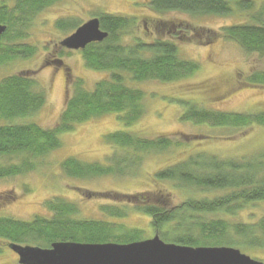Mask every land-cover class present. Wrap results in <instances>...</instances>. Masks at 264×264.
<instances>
[{
  "label": "trees",
  "instance_id": "16d2710c",
  "mask_svg": "<svg viewBox=\"0 0 264 264\" xmlns=\"http://www.w3.org/2000/svg\"><path fill=\"white\" fill-rule=\"evenodd\" d=\"M56 1L0 0V24L6 26L0 34V67L15 58H28L35 53L34 46L22 41L28 25L27 19ZM232 4L242 12L254 9L252 0H148L147 3L148 8L154 12L180 11L192 15L222 16L235 10ZM95 17L99 18L100 27L108 33L107 37L74 51L80 52L88 69L105 71L107 76L87 89L84 81L81 78L72 79L68 67L56 58L58 63L64 65L61 69L70 82L67 86L71 91L52 127H41L33 121H21L33 116L47 101V93L40 87L34 73L25 71L0 78V157H21L18 162L0 163V178L33 170L39 158L60 147V134L72 131L76 125L93 117L113 112L126 127L136 122L144 112V92L130 86L128 80L171 83L183 80L197 71V62L179 55L178 35L174 33V26L179 27L178 24H174L171 29L167 27L165 34L170 38L161 37L162 27L158 28L157 24L163 25L164 22L160 21L154 26L158 36L153 40L144 41L135 37L131 43H125L123 35L136 26L134 17L109 12H100ZM251 21L226 25L220 31L193 26L189 29L191 33L195 31L196 35L208 32L205 40L194 37L196 41L209 43L222 37L235 42L246 53L254 52L264 56L263 11H253ZM72 22L73 19H58L55 26L60 30L77 28L79 23ZM179 28L180 31L184 29L182 26ZM189 29L184 32L188 33ZM52 60L46 63L56 68ZM248 82L264 85V70L251 74ZM169 101L182 108L179 117L182 122L206 124L231 132L252 124L264 127V111L224 112L183 97L172 96ZM104 138L109 146L116 149L108 156L107 162H85L71 156L62 161V171L82 179L123 177L136 171L145 154L189 146L191 141L188 140L191 138L200 142L208 137L203 134H180L177 137L162 134L146 138L132 131L116 130L107 133ZM153 179L172 181L183 188L204 193H223L211 198L207 195L202 198L190 195L181 204L174 206H168L166 194L152 192L143 196L139 193H116L117 200L125 198L121 201L124 204H102L100 212L107 217L118 218L123 217L129 207H133L151 216L152 227L165 242L187 246H234L242 251L264 249V216L251 222H230L220 217L205 218L210 214L235 216L248 204L264 201V152L248 159H225L199 151L159 169ZM45 206L51 213L49 218L35 216L24 221L0 216V253L8 243L49 247L55 241L129 243L142 239L138 229L120 225L117 227L105 220L77 219L78 205L60 197L45 201ZM172 222L174 228L167 226Z\"/></svg>",
  "mask_w": 264,
  "mask_h": 264
},
{
  "label": "rangeland",
  "instance_id": "374dc122",
  "mask_svg": "<svg viewBox=\"0 0 264 264\" xmlns=\"http://www.w3.org/2000/svg\"><path fill=\"white\" fill-rule=\"evenodd\" d=\"M254 9L242 12L235 8L229 15H192L180 11L154 12L148 8V0H57L54 4L43 8L27 19L28 25L23 42L34 46L35 53L28 58H15L0 67V78L29 71L34 73L40 87L47 93L45 105L29 118L21 121H33L41 127H52L66 99L70 94V82L64 78V70L54 68L50 62L59 58L68 67L72 79L81 78L87 89L107 76L105 71L88 69L79 51L64 49L59 42L75 30H60L55 26L58 19H73L79 25L97 16L100 12L129 15L135 18L136 26L128 29L123 35L125 43L133 38L153 40L158 36L154 26L160 21L161 37L167 27L173 28L178 35L179 55L198 63V69L183 80L165 83L158 80H146L128 84L144 92V112L132 125L126 127L115 113H105L76 125L72 131L59 135L61 145L36 161V167L24 174L0 178V216L18 220H31L35 216L49 218L51 213L45 201L60 197L67 202L78 205L77 219L105 220L114 226L134 228L141 231L142 238L153 236L151 216L129 207L123 217H107L99 210L102 204L121 206L125 198L117 200L116 193L142 194L155 192L166 194L168 206L181 204L192 195L196 198L213 197L223 191L204 193L196 189L183 188L168 180H154L153 175L159 169L170 166L190 154L202 151L221 158L248 159L264 152V127L252 124L235 132L224 131L209 125L180 121L182 108L170 102V98L183 97L206 105L209 108L237 113H258L264 111V85L251 84V74L264 70V56L257 53H246L235 42L219 37L213 41L199 42L206 34L191 33L190 27L217 30L226 25L249 23L253 11L262 10L264 0H252ZM187 24H191L188 26ZM78 25V26H79ZM172 26V27H171ZM189 29L188 33L184 30ZM159 34V35H160ZM222 36V35H221ZM196 37V39H193ZM172 39V38H171ZM61 66V65H60ZM116 130H127L146 138L158 135L177 137L180 134H203L208 138L197 142L196 138L188 140L189 146L178 147L163 153L143 155L139 166L132 174L123 177L100 176L88 179L66 175L61 163L67 157L74 156L85 162H107L113 151L105 142V135ZM202 139V137H199ZM21 159L0 157L1 164L18 162ZM165 196V195H164ZM117 200V201H116ZM121 204V205H120ZM264 216V201L248 204L235 216L210 214L205 218H223L230 222H251ZM175 227L174 222L167 225ZM253 259L264 263V249L253 248L242 251ZM17 256L10 249L3 248L0 253V264H18Z\"/></svg>",
  "mask_w": 264,
  "mask_h": 264
},
{
  "label": "water",
  "instance_id": "95a60500",
  "mask_svg": "<svg viewBox=\"0 0 264 264\" xmlns=\"http://www.w3.org/2000/svg\"><path fill=\"white\" fill-rule=\"evenodd\" d=\"M6 29L0 24V34ZM108 33L98 17L80 24L64 37L60 46L83 49L100 42ZM18 264H264L233 246H187L164 242L158 234L129 243L55 241L49 247L8 243Z\"/></svg>",
  "mask_w": 264,
  "mask_h": 264
},
{
  "label": "flooded vegetation",
  "instance_id": "af4514ba",
  "mask_svg": "<svg viewBox=\"0 0 264 264\" xmlns=\"http://www.w3.org/2000/svg\"><path fill=\"white\" fill-rule=\"evenodd\" d=\"M52 64H54V66L55 67H58V65H59V68H63V64L61 65V63L59 62H57V59L55 58L54 60H52V62H51ZM56 63H58V65L56 64ZM57 65V66H56ZM61 65V66H60ZM64 78H65V80H67L68 81V79L66 78V76H65V74H64ZM155 232H154V234H158L159 235V233L155 230V229H153ZM154 234H153V236H154ZM152 237V236H151ZM159 237H160V235H159Z\"/></svg>",
  "mask_w": 264,
  "mask_h": 264
}]
</instances>
